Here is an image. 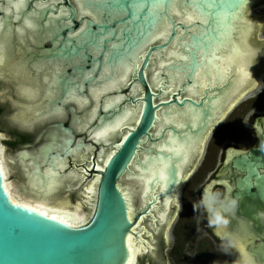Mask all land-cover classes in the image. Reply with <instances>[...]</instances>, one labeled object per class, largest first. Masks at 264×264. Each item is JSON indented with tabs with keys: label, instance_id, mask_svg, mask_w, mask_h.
Masks as SVG:
<instances>
[{
	"label": "water",
	"instance_id": "obj_1",
	"mask_svg": "<svg viewBox=\"0 0 264 264\" xmlns=\"http://www.w3.org/2000/svg\"><path fill=\"white\" fill-rule=\"evenodd\" d=\"M58 1L26 0V6L19 11L9 4L4 5L5 11L0 9L3 33L10 30L14 36L24 18L36 14L33 17L36 27L29 32L25 30L28 33L25 40L21 44L11 43L23 52L17 56L16 49V57L9 59L7 65L13 62L19 65L17 68H25L29 75L42 63H54L61 71L58 83L50 80L52 95L41 100L37 112L63 106L69 90H74L89 101L87 106L93 105L88 114L89 118L93 116L90 120L95 119L88 123L91 132L112 122L125 109L131 110L133 116L123 123L125 131L121 132L115 149L100 157L102 166L93 181H96L94 209L91 219L83 225L69 226L12 202L0 168V264H127L128 235L134 238L138 235L136 241L144 248L146 242L139 237L144 229L137 234L135 231L142 217L157 212L163 221L167 212L178 211L177 192L199 160L205 136L225 120L234 102H241L245 92L261 85L264 72L254 70V66L261 61L256 56L262 52V41L256 37L257 32L253 34L260 20L249 17L250 8L261 1L195 0L196 6L207 14V23L199 19L188 21L193 0H82L81 3L73 0L78 9L69 0ZM154 3H163L164 7L152 12ZM82 11L92 12L96 20ZM162 23L168 26L165 37L143 48ZM194 44H199V48ZM133 56L137 57L131 62L128 76H115L114 70ZM241 65L245 66L247 78L239 71ZM12 70L0 69V78L15 81L16 77L21 78ZM115 77L121 80L112 89L117 95L111 96L112 90H108L96 99L90 93V87ZM40 79L49 78L40 75ZM13 86L17 88V83ZM10 88L9 84L0 88V95ZM127 88L129 92L125 95ZM8 98L13 101L12 97ZM117 99L121 100L115 106L104 108ZM64 110L69 114L74 112L71 105ZM10 119L15 120L14 115ZM50 126L57 128L63 138L49 134L46 145L7 159L11 164L17 157L30 160L32 167L22 170L27 180L13 190L22 200L36 201L41 193L37 186L31 185L30 176H36L39 187L44 189L48 177L46 168L43 170L45 165L59 174L60 169L53 167V158L62 160L73 154L71 125L67 127L60 120ZM74 146L81 149L83 143ZM259 149L253 148L248 155L242 153L234 158L233 166L264 185V175H259L253 167L260 165L258 162L264 166V152ZM35 154H41L42 159H34ZM161 174L167 179H161ZM248 181L249 178H238L239 191L234 195L242 196L240 207L250 212L259 201L264 204V191L260 184L252 194ZM82 198L89 199L86 193ZM246 198L251 199L252 205L246 204ZM48 202L68 204L56 195ZM173 224L166 230L167 240Z\"/></svg>",
	"mask_w": 264,
	"mask_h": 264
},
{
	"label": "flooded vegetation",
	"instance_id": "obj_2",
	"mask_svg": "<svg viewBox=\"0 0 264 264\" xmlns=\"http://www.w3.org/2000/svg\"><path fill=\"white\" fill-rule=\"evenodd\" d=\"M13 1H11L12 4H9L8 0H0V9L5 11L4 5L9 4L13 6ZM51 1L60 3L58 0H47V2ZM260 1V5L250 8L249 11H264V0ZM69 3H72L77 8L73 0H69ZM34 4L38 6L39 3ZM63 9H65L64 6ZM13 10L15 11L14 7ZM258 17L259 19L256 20L261 19V24H263L264 14ZM77 27L79 28L80 25H77ZM257 30L254 31L253 34L256 33ZM26 35H24L23 38H19L17 32L14 36L10 30L0 34V39H2L8 45L5 52L6 59L3 65L0 66L1 70L7 67V62L9 59L16 57L15 53L17 51L19 54L22 52L20 49L15 51L16 49L11 46V43L15 42L17 44H21L22 41L25 40ZM260 48L262 49V52L257 54L256 57H259L261 61L260 64L254 66V70L264 72V40H262ZM13 79L14 78L5 80L0 78V88H4L8 84L11 86L9 92H5L3 93L4 95H0V131L4 132L8 137L4 144L7 148L11 149V140H13V142H20L14 149L16 151L13 153V155H9L8 157L16 156L25 150L32 151L34 148H39L43 145H46V136L49 134L54 136L52 135L53 131L51 132V128L53 127L50 125L60 121L44 120L47 121V123L44 125H42L44 121H40L29 127L10 119L12 115H17V106H21L19 108H22L23 103L26 101V98L21 96L18 93L17 88L13 86L14 83H17V79L16 81ZM128 92L129 89L127 88L123 94L126 95ZM110 93L112 94L111 96L117 95L116 91L114 90H112ZM8 96L12 97L13 101L10 100ZM71 108L74 109V112L71 111V114H69L70 119H67L66 121L63 119L62 122L67 127L71 125L74 151L78 150L74 146L78 142L83 143V148H81L80 155L77 157H73L74 155H72L67 159L69 161L70 167L69 169L66 168V172L71 170L74 174H76V176L64 181L53 195L59 196L63 192H71V194L76 195V198L82 203L81 211L83 212L87 211L88 205L90 204L87 203L85 198L83 199L82 197H84V194L86 193L90 184H92L93 181L98 177L97 166H102L100 163V157H104L105 153L109 150H112V148L115 149L116 144L121 140V132L125 130H123L124 126L122 127V124L120 128L117 129V131L106 137V142L102 140L97 142L91 135V127L88 126V123L83 124V122H81V126L77 125L79 120L84 121L85 119L93 118V116L90 118L88 117V114L90 115L92 111L93 105L91 107L90 105L82 106V104H79L78 102L71 101ZM255 117L257 119H254ZM73 122H75V124H73ZM250 123L252 126L251 128L252 134L254 136V142L246 149L240 148L238 141L247 144L246 140L250 138L247 137V135L242 139L238 137L237 143L231 140L225 142V140L221 141L220 139V143L215 144L217 141L216 133L218 128H213L207 133L203 141V148H206L205 153L200 155L199 160L196 162L194 166V168L197 166L195 172L191 175L188 174L189 176L186 177L185 181L180 186L182 212H176V209L174 212H167L163 221L160 220L161 218L157 212H151L150 216L142 217L135 231L137 234V232H139L141 229H144L139 237L147 244L145 243L144 248H142L136 255L134 264H235L239 258L238 249L241 247H243L244 251L251 253L257 259L259 264H264V218L257 216V213L264 211V204L262 201H259L260 203L258 202L254 207H251L250 212H247V210H242L239 205V209L234 214H229L231 222L226 227L209 226L207 215L203 213L202 210L198 211L196 209L195 212H193V219L191 222H188L186 226H180L181 222L187 218V212H183L186 210L185 208H187L188 204L195 205L200 200L204 189L209 185H212L214 190H219L221 192L231 191L234 195L235 192L239 191L237 187V179L249 178V191L252 194L257 192L256 186H260L261 181L256 180L254 176L248 177L247 172H242L240 169H236L233 166L234 158L239 157L242 153L248 155L249 151H251L253 148L260 147L264 143V138L262 137V132L264 131V111L261 113V115L253 113ZM43 130L46 131L41 140L38 143H35L36 138ZM21 138H30L31 140L29 139L28 141H22ZM26 146L28 147L25 148ZM102 151L103 153H101ZM201 157L202 159L200 161ZM17 159L21 158L17 157L15 160ZM6 161L10 167H15L17 169V173L20 175V180L22 182L27 180L25 174L22 172V170L25 168L19 167L18 164H15V162L11 164L8 162V160ZM27 162L29 164L30 160ZM198 163L199 165H197ZM258 164L260 165H253V167L259 175H264V166H262L261 162H258ZM207 165L209 167H207ZM205 168L206 170H204ZM43 170H45V167ZM203 171H205L204 176L200 180L198 178L196 188L189 189L191 179H193L196 174H199ZM262 186L264 191V185ZM13 190L12 192H14ZM188 192L189 195L187 197ZM250 201L251 199L246 198V204L248 202L250 203ZM76 205H78V203L75 201V203L71 205V208H74ZM136 205H138V202H136ZM136 214L137 212L134 213V217ZM171 222H175L171 229L172 238L167 240L165 233L166 230L170 228ZM186 227L189 228L188 237H185L187 232V230H185L187 229ZM218 229H220V231ZM225 232L234 234L237 242V248L232 249L230 254H225L221 250V244Z\"/></svg>",
	"mask_w": 264,
	"mask_h": 264
},
{
	"label": "bare ground",
	"instance_id": "obj_3",
	"mask_svg": "<svg viewBox=\"0 0 264 264\" xmlns=\"http://www.w3.org/2000/svg\"><path fill=\"white\" fill-rule=\"evenodd\" d=\"M82 0H78L79 3H81ZM22 0H15L13 1V7L14 5H18L21 4ZM14 9L16 10L17 8L14 7ZM21 28V27H20ZM18 28V29H20ZM166 28V29H165ZM168 29V26L166 27L164 25V23L160 24L157 27V30L154 32L153 36L151 38H149L148 42H146L142 47L144 48V46L149 43V42H153L154 40L157 39H161L163 37H165L166 34V30ZM29 32V30H33V29H25ZM27 31H24V35L28 34ZM4 32L3 28L2 31H0V34H2ZM18 34V32H17ZM23 35V36H24ZM23 36H20L18 34L19 38H23ZM32 41L35 42V38L33 36H31ZM141 47V49H142ZM139 52V51H138ZM137 56H133L132 58H130L129 61H127L126 63H124L123 65L117 67L114 70V75H122V77L126 78L128 76V74L131 71V62L133 60L136 59ZM59 66H56L54 63H42L40 65L35 66V73L37 74V78L34 79L31 77V75L27 76L28 72L26 71L25 68H17L14 63L12 62V64L7 65V69H15V73L18 76V74H20L21 78L16 77L17 79V90L18 93L26 98V101L23 103L22 108H19L21 106H17V115H15V121L20 122L21 124H23L24 126H29L31 127L32 125H34L37 122L40 121H44V120H61L63 121V119H70V115L69 113H67L64 110L65 106L71 105V102L65 103L63 104V106L59 107V109H61V112L56 113L54 110H47V111H43L41 113H37V110L39 108H41L42 103L41 100L44 99H49V96L52 95V91L53 88L50 85V74H53L54 69H58ZM14 71V70H13ZM108 70H105V72ZM27 73V74H26ZM40 75L42 77V75H46V78H49L48 81L44 80L42 81L40 79ZM116 79V80H115ZM121 80L118 77H115L113 80L108 81L106 83H101L99 84L97 87H90V93L93 94V96L97 99L100 95H103L105 92H107L108 90H112L115 88V85H120ZM33 89V90H38V96L32 100L27 98L26 96H24L22 94V90L23 89ZM121 99H117L111 102V104L106 105L104 108L108 109L111 108L113 106L116 105V103H118ZM72 102H78L76 100H72ZM79 104H82V106H86L88 105L87 103H89V101L87 100V103H81L78 102ZM16 104V103H15ZM237 103L234 102L232 109L235 107ZM133 116V112L131 110L125 109L123 113H121L118 117L114 118V120L112 122H107L104 123L101 126H98L96 129H94L92 131V136L93 139L97 142H99V140L105 141L106 142V137H108L109 135L113 134L115 131H117L118 128H120V126L127 122L130 118H132ZM94 122L95 119H85L84 121L79 120L78 124L79 126H81V122L84 123H89V122ZM73 124H75V122H73ZM53 131V134L56 138H63V134H61L59 132L58 129L56 128H51V132ZM58 140V139H57ZM83 148V147H82ZM81 153V149L75 150L73 151L74 155L73 157H77L78 155H80ZM103 153V151L101 152ZM71 155V154H70ZM34 159H42L41 154H35ZM68 159V157L57 161L56 166L58 167V169H60V173L61 175H59L58 173H56V175L54 177L48 176L47 177V182L44 185V189H42L41 187H39V180L38 178L35 176H30L29 181L31 182V185L37 186L38 190H41V193L39 196V198L36 201H25L22 200L20 198H18L14 192H12L11 186L10 184H8L7 182V169L6 166H4L3 163V152H2V148L0 146V168L2 171V175H3V180H4V188L7 192V194L9 195V198L11 199L12 202L16 203V204H20L22 206L25 207H29L37 212H40L42 214H47V216L50 217H56L58 220L62 221V222H66V224H68L69 226H80L81 221L83 220V214L81 211V207H82V203L79 202L78 205H76L74 208H68L67 206L60 204V205H51L48 202V199L53 196V194L59 189V187L61 186V184L68 180L71 179L73 177L76 176V174H74L71 170L68 171L66 173V165L67 162L66 160ZM28 160H22V159H17L15 160V164H18L19 167L21 168H27L30 169L32 166L31 164L27 162ZM46 173H48L50 171L51 168L46 167ZM97 169H101L99 166H97ZM52 170V169H51ZM53 171V170H52ZM58 171V172H59ZM55 172V171H54ZM54 183V187L51 188V190L49 189V185ZM95 185H96V181L93 182L92 184H90V186L87 188L86 191V196L89 197V199H87V203H91L92 201V197L94 195V189H95ZM36 192V190L34 191ZM220 231V229H218ZM218 231V232H219ZM129 236L132 237L131 240H129ZM127 245L130 251V256H129V261L132 262V264H134L135 262V258L136 255L139 253V251L142 249V247L139 245V243L136 241V239H134V237L132 235H128L127 237Z\"/></svg>",
	"mask_w": 264,
	"mask_h": 264
},
{
	"label": "rangeland",
	"instance_id": "obj_4",
	"mask_svg": "<svg viewBox=\"0 0 264 264\" xmlns=\"http://www.w3.org/2000/svg\"><path fill=\"white\" fill-rule=\"evenodd\" d=\"M262 14H264L263 10H258V11L251 10V11H249V17H258ZM261 23H262V21L260 19L259 25H258V30H257V35H256V37L260 41L264 40V23L263 24H261ZM19 48L20 47L17 45L16 49H19ZM16 54H17V56L19 55V53H16ZM28 75L29 74H27V76ZM30 75L34 79L37 78L36 73L30 74ZM236 103L237 104L235 105V107L233 109L232 108L230 109L225 120L223 122H219L218 127H217L218 130L216 133L217 134V137H216L217 141L215 144L220 143L219 142L220 139H221V141L225 140V142H227L228 140H231V141H234L237 143L238 137H240L242 139L244 136L247 135V137H250L246 140L247 144H244L241 141H238L239 147L242 149H246L248 146H250L254 142V136L252 134V128H251L252 126L250 123L251 116L253 113H257V114L261 115V113L264 111V78L261 82V85L253 87L250 90H248L247 92H245L241 102H236ZM254 119H257V118L255 117ZM64 121H66V119H64ZM46 123H47V121H44L42 123V125H44ZM217 128H215V129H217ZM33 133H35V132H33ZM7 139H8L7 135H5L4 132L0 131V146H1L2 152H3V163L7 169V182H8V184H10L11 189L13 190V188L15 186L19 185V182L21 181L20 180L21 177L17 173V169L15 167H10L6 161L7 157L9 155H13V153L16 151L14 149H9L6 147L4 142ZM205 149H206L205 147L202 149V154L205 153ZM201 159H202V157L200 158V161H201ZM66 162H67L66 168L69 169V167H70L69 161L67 160ZM197 165H199V163ZM207 167H209V166L207 165ZM196 168H197V166L193 169L191 174H193L195 172ZM204 170H206V168ZM204 173H205V171H203L199 174H196L193 177V179H191L189 189H192V188L195 189L196 188L198 178H199V180L202 179V177L204 176ZM70 183H71V181H70ZM180 189L177 192V196H178L177 199H178V203H179V207H178L177 212H182L181 211L182 206H181V199H180V196H181ZM188 195H189V192L187 194V197H188ZM59 196L61 199H63V201L68 202L67 206H69V207H71V205L74 204L75 201H76V203L80 202L76 198L77 196L74 194H71V192L70 193H64L63 192ZM93 209H94V199H92L90 205H88L87 211L82 212L83 220L81 221L80 225H83L87 222L88 218L91 216V214L93 212ZM185 209L186 210L183 212H187L186 213L187 218H185V220H183L181 222L180 226H184V225L186 226L188 224V222L190 223L191 220L193 219V212H195L194 205L188 204L187 208H185ZM174 224H175V222H174ZM185 230H187L185 237H188L189 236V228H187ZM170 238H172V235L170 236Z\"/></svg>",
	"mask_w": 264,
	"mask_h": 264
},
{
	"label": "clouds",
	"instance_id": "obj_5",
	"mask_svg": "<svg viewBox=\"0 0 264 264\" xmlns=\"http://www.w3.org/2000/svg\"><path fill=\"white\" fill-rule=\"evenodd\" d=\"M260 151L264 152V144L260 146ZM242 196L233 195L231 191L221 192L214 190L212 185L207 186L200 198L194 205L198 211H203L207 215L209 226H224L230 224V213L234 214L240 205ZM257 216L264 218V211L257 213ZM237 248L234 234L225 232L221 244V250L225 254H230L231 250ZM239 258L235 264H259L257 259L249 252L238 249Z\"/></svg>",
	"mask_w": 264,
	"mask_h": 264
},
{
	"label": "snow or ice",
	"instance_id": "obj_6",
	"mask_svg": "<svg viewBox=\"0 0 264 264\" xmlns=\"http://www.w3.org/2000/svg\"><path fill=\"white\" fill-rule=\"evenodd\" d=\"M25 6H26V0H22L21 4L14 5V7H16L18 11L20 9H22L23 7H25ZM38 7L44 8V7H47V6L46 5H38ZM83 7L84 6L82 5V9H83ZM162 7H164L163 3H154V4L151 5V11L155 12L156 10H158V9H160ZM197 13H199V15H197ZM82 14L85 15V16H91L94 21L96 20V16L93 15V13L90 12V11H88V12H83L82 11ZM35 15L36 14L33 13L31 16H29L27 18H24L21 28L17 29V32H18V34L20 36L24 35L25 29H34L36 27L35 23L33 22V17H35ZM206 17H207V14L205 12H203L198 6H196L195 0H193V12L188 14V21L191 22L193 19H199L201 22L207 23L208 19ZM17 19H21V17L18 16ZM97 22H99V21H97ZM2 27H3V24H2V21H0V31H2ZM81 32L87 34L85 29H81ZM76 35L79 36L80 33H77ZM193 46L199 48L200 45L199 44H194ZM7 47H8V45L2 39H0V66L3 65V63H4L5 59H6L5 52H6ZM181 47H184V45L182 44ZM187 58L188 57H184V59H187ZM21 67H23V66L21 65ZM239 71L242 74L243 78H247L248 77V74L245 71V66L241 65L239 67ZM60 75H61V71L59 69H54L53 75L51 77L52 82L53 83H58ZM197 75H199V73H197ZM86 79H90V77H86ZM22 94L24 96H26L27 98L34 100L38 96L39 93H38V90H33V89L28 88V89H23L22 90ZM72 100H76V101L81 102V103H87V99L86 98L78 96L77 93L74 90H69L67 99L65 100V103L71 102ZM54 111L56 113H59V112H61V109L56 108ZM195 126L196 125H193V127H195ZM167 151L171 152L172 149H167ZM59 159H60L59 157L53 158V167H55V165H56V163H57V161ZM55 175H56V172L52 171L51 169L47 173V176L54 177ZM160 178L161 179H165V180L167 179V177L163 176V174H161ZM54 186H55L54 183L50 184L49 185V189L51 190V188L54 187ZM44 215H47V214L45 213ZM51 219H57V218L56 217H52ZM131 239H132V237L129 236V240H131ZM240 249L244 250L243 247H241ZM129 264H132V262L129 261Z\"/></svg>",
	"mask_w": 264,
	"mask_h": 264
},
{
	"label": "trees",
	"instance_id": "obj_7",
	"mask_svg": "<svg viewBox=\"0 0 264 264\" xmlns=\"http://www.w3.org/2000/svg\"><path fill=\"white\" fill-rule=\"evenodd\" d=\"M0 112H1V110H0ZM14 132V131H13ZM16 133V132H15ZM22 139V141L24 140V141H28L29 139L28 138H21ZM31 140V139H30ZM20 142L19 141H14L13 142V140H11L10 141V147H11V149H15L16 148V146L19 144ZM92 216V215H91ZM91 216L88 218V220H87V222L91 219Z\"/></svg>",
	"mask_w": 264,
	"mask_h": 264
}]
</instances>
